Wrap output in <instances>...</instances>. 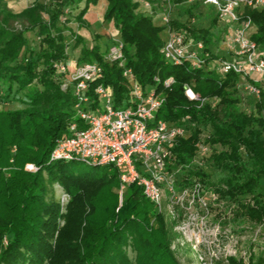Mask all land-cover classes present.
Segmentation results:
<instances>
[{"label": "trees", "instance_id": "obj_1", "mask_svg": "<svg viewBox=\"0 0 264 264\" xmlns=\"http://www.w3.org/2000/svg\"><path fill=\"white\" fill-rule=\"evenodd\" d=\"M51 1L52 9L36 0L14 13L0 0V102L23 95L26 105L23 110H0V264H181V252L190 262L195 260L188 245L180 244L179 221L168 212H159L141 187L131 185L119 204L117 168L89 165L94 172H81L74 167L77 161L51 160L70 124L80 122L75 82L70 80L74 70L61 73L57 64L102 68V78L90 82L87 91L90 109L100 107L95 92L100 85L113 90L117 107L130 102L124 68L106 58L114 43L105 50L99 43L87 47L83 37L68 26L71 21H63L68 9L84 3L75 19L80 28L90 27L85 17L89 7L100 0ZM107 1L104 19L113 23L124 44L125 67L132 69L142 87L156 88L166 96L157 119L184 124L190 130L171 149V168L181 170L178 185L187 187L197 179L220 198L236 202L237 218L264 228V91L257 99L242 89L234 73L222 77L208 68L168 63L162 54L164 28L139 10L137 0ZM173 1L178 6L172 25L177 28L184 26L180 20L201 8L199 4L183 5L186 0ZM245 16L257 28L252 39L264 50V9L247 10ZM216 24L215 16L210 27L198 23L193 37L209 49ZM66 31L74 34L72 49L80 48L76 59L68 53ZM30 33L40 39L39 49L30 47ZM210 50L220 57L216 47ZM171 77L175 82L165 89L164 82ZM64 83H68L66 89H62ZM185 86L209 102L190 101ZM246 97L251 113L239 109ZM202 144L213 149L208 160L214 182L203 165L194 164ZM27 163L38 171L26 172ZM55 183L71 197L66 214L50 197ZM128 247L137 253L134 263ZM250 261L264 264V253ZM232 263L241 264L234 259Z\"/></svg>", "mask_w": 264, "mask_h": 264}, {"label": "built area", "instance_id": "obj_2", "mask_svg": "<svg viewBox=\"0 0 264 264\" xmlns=\"http://www.w3.org/2000/svg\"><path fill=\"white\" fill-rule=\"evenodd\" d=\"M139 10L150 15L156 25L164 28L165 39L162 54L165 60L175 66L188 64L193 69L208 68L219 76L230 73L239 76V85L249 95L260 99L264 91V50L252 39L257 28L247 10L264 9V0H186L183 5L199 4L204 10L214 13L216 26L221 35L215 36L213 49L220 57L212 55L202 40H196L193 29L199 23L200 13L187 20H180L184 26L172 25L177 4L173 0H137ZM197 11V10H196ZM216 24V25H217ZM214 32V30H213ZM216 34V33H215ZM124 44L115 39L108 50L107 61L124 68L123 75L130 88L129 103L117 107L113 103V90L98 86L95 90L100 100L97 110L89 108L87 91L90 82L102 78V68L97 64L69 66L57 64L61 73L73 68L70 80L75 82L74 94L78 100L75 106L80 122H73L68 132L57 142L51 155L52 161L83 162L90 166H113L120 171V202L131 185L142 188L145 197L159 212H168L176 217V209L183 207L185 199L191 206L200 201L202 184L194 179L182 192L177 191L181 170L171 168V149L176 141L186 138L190 130L179 125L157 119V113L165 102L164 93L156 88L142 87L132 69L125 67ZM158 82V78H155ZM171 77L164 82L165 89L174 84ZM68 83L62 85L66 89ZM190 101L209 102L185 86ZM189 120V117L184 119ZM208 146L202 144L200 152L205 154ZM194 164L202 165L197 158ZM26 169L36 173L34 164ZM211 197L216 200L215 195ZM203 202V201H202ZM202 205L206 206L205 203ZM185 209V208H184Z\"/></svg>", "mask_w": 264, "mask_h": 264}, {"label": "rangeland", "instance_id": "obj_3", "mask_svg": "<svg viewBox=\"0 0 264 264\" xmlns=\"http://www.w3.org/2000/svg\"><path fill=\"white\" fill-rule=\"evenodd\" d=\"M2 1H4L8 8L14 13H21L24 9L30 7L36 0ZM43 1L52 9L53 4L51 0ZM83 7L84 3L73 9H68L67 17L63 18V21H71L68 26L72 28L75 35L83 37L87 47H92L95 43H99L103 50L107 49V47L115 42V39H119V35L113 23L104 19L108 1L100 0L98 4L91 5L85 17L90 27L80 28L75 17L80 13ZM198 12H200V14L197 19L201 27H210L212 25L214 13L210 11V9L204 10V8H199ZM15 26L21 29V25L18 23H15ZM216 26H218V24ZM213 30L214 33H216L215 36L221 35V32H218L217 29ZM65 34L67 35L68 53L71 58L76 59L80 55V48L76 50L72 49L74 34L71 35L68 31H66ZM28 37L30 47L39 49L40 39L34 33L28 34ZM23 100V95H17L16 99L8 102L1 101L0 110H23L26 108ZM239 109L240 111L251 113L252 109L247 97L242 105L239 106ZM208 148L205 154L201 153L199 149V156L197 159L201 162L203 161V168L212 177L214 182L216 176L213 174L210 161L208 160L213 149L210 147ZM26 165L24 168L25 171L33 173L26 169ZM74 167L81 172L92 173L95 171L92 167L83 162H75ZM176 186L178 192H182L185 188L180 184ZM202 186L199 202L196 200L195 203L190 206L188 200L185 199L183 207H178L176 209V219L179 221L176 230L182 234V238L179 240L180 244L188 245L187 250L195 253V260L190 262L181 252V254L178 255L179 262L181 264H233L232 259H234L237 263L250 264L252 257H258L260 254L264 253L263 226L256 225L243 217L237 218L238 204L236 202L222 199L219 195L215 194L212 189H208L205 185ZM51 190L53 193L51 192L50 197L53 195L54 200L61 205V213L66 214L71 197L58 183L51 185ZM127 190L124 193V198ZM117 194L119 204H122L120 202V185ZM211 195H215L216 200H214ZM202 203H205L206 206L202 205ZM61 224L63 225L62 221ZM4 244H7L5 239ZM127 253L129 259L134 263L137 253L132 247L127 248Z\"/></svg>", "mask_w": 264, "mask_h": 264}]
</instances>
